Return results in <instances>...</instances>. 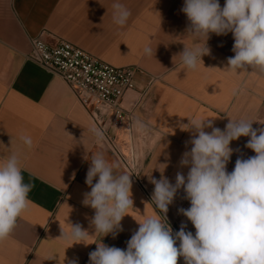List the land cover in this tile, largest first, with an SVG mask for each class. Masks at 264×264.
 Listing matches in <instances>:
<instances>
[{
	"label": "crops",
	"instance_id": "obj_1",
	"mask_svg": "<svg viewBox=\"0 0 264 264\" xmlns=\"http://www.w3.org/2000/svg\"><path fill=\"white\" fill-rule=\"evenodd\" d=\"M116 2L130 12L123 26L113 21ZM183 3L0 0V160L17 153L25 182L34 185L28 209L18 217L10 236L0 241V264H67L71 259L89 264L88 254L100 239L108 246L126 249L139 227L135 219L159 214L151 203L154 185L149 178L159 179L163 174L175 183L177 171L187 175L188 168L179 165L185 142L191 137L183 130L184 124L209 118L223 130L229 118L246 117L255 121L253 128L264 127V72L224 70L227 58L234 56L231 33L211 35L207 42L211 55L202 57L198 71L186 70L178 57L173 63L175 54L194 44L185 32L188 21L180 11ZM219 3L223 7L225 0ZM41 34L50 45L63 39L109 65L138 69L136 88L123 103L126 109H135L137 119L130 131L112 128L117 150L90 138L94 123L66 84L28 59L31 39ZM147 46L155 56L144 54ZM137 121L145 130L136 128ZM21 135L31 138L30 147ZM248 139L231 142L234 152L227 170L234 169L238 156L255 155L245 147ZM97 152L116 166V173L132 174L133 208L121 221L123 231L115 238L91 235L94 210L82 204L83 194L90 191L85 179L91 155ZM122 157L134 160L136 177ZM184 195L183 189L178 191L169 205L167 221L177 231L183 222L195 235L191 222L178 213L179 208L190 207ZM69 223H79L89 231V244L72 245L60 239L62 229L70 230ZM178 264H184L182 257Z\"/></svg>",
	"mask_w": 264,
	"mask_h": 264
},
{
	"label": "clouds",
	"instance_id": "obj_2",
	"mask_svg": "<svg viewBox=\"0 0 264 264\" xmlns=\"http://www.w3.org/2000/svg\"><path fill=\"white\" fill-rule=\"evenodd\" d=\"M112 8L114 23L125 25L130 12L118 2ZM180 11L188 21L186 35L194 44L175 54L173 63L178 57L186 70L198 71L202 57L211 55L207 45L211 35L231 33L234 56L227 58L224 70L264 72V0H225L223 7L219 0H184ZM143 51L148 57L155 56L151 46ZM253 123L246 117L229 118L223 130L209 118L184 124L183 130L191 137L185 142L179 165L188 168L187 175L177 171L175 183L163 174L159 179L151 176V203L159 214L142 221L134 218L139 227L126 249L108 246L100 239L88 254L89 264H178L181 257L184 264H264V127L253 128ZM136 128L143 131L146 126L137 121ZM89 132L95 143L103 141L104 131L95 124ZM241 137L249 138L245 147L255 155L246 159L238 156L229 172L227 165L234 152L231 142ZM20 139L32 145L30 137L21 135ZM115 167L102 152L94 153L85 179L90 191L83 194L82 204L94 210L91 235L101 238L110 234L115 238L123 231L121 221L134 203L132 174L116 173ZM33 187L25 182L17 153L0 160V241L10 236L18 217L28 209ZM181 189L190 207L179 208L178 213L191 222L195 235L183 222L174 233L167 221L169 205ZM69 225L67 232L61 228L60 239L72 245L89 244L88 230L79 223ZM67 264H78V260H68Z\"/></svg>",
	"mask_w": 264,
	"mask_h": 264
},
{
	"label": "built area",
	"instance_id": "obj_3",
	"mask_svg": "<svg viewBox=\"0 0 264 264\" xmlns=\"http://www.w3.org/2000/svg\"><path fill=\"white\" fill-rule=\"evenodd\" d=\"M31 47L28 59L66 84L90 120L104 131L102 142L117 150L112 128L130 131L137 119L135 109H126L123 103L136 88L138 69L109 65L63 39L50 45L44 34L31 39ZM121 159L136 177L134 160Z\"/></svg>",
	"mask_w": 264,
	"mask_h": 264
}]
</instances>
